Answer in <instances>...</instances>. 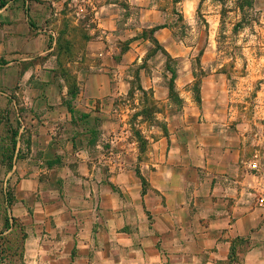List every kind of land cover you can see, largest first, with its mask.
I'll use <instances>...</instances> for the list:
<instances>
[{
    "label": "crops",
    "instance_id": "1",
    "mask_svg": "<svg viewBox=\"0 0 264 264\" xmlns=\"http://www.w3.org/2000/svg\"><path fill=\"white\" fill-rule=\"evenodd\" d=\"M152 1L130 3L142 14L141 25L158 28L154 37L171 50L173 35ZM50 13L47 0H0V113L10 115L16 128L12 162L7 167L3 156L0 162V235L20 222L28 232L26 257L60 256L56 260L62 259V264H110L111 259L103 256L111 250L119 256L116 264H221L227 260L237 239L248 238L261 224L264 227V216L253 209L258 193L254 178L259 184L262 180L244 170L240 146L222 149L224 143L218 138L208 143L200 140L196 153H181L176 150L178 136L171 135L166 137L171 150L164 158L166 163L181 158V164L174 161L178 167L163 162L146 174L139 168L132 171L135 184L129 174L130 184L121 185L123 178L118 177V186L111 177V166L105 170L110 174L105 181L70 177L94 173L95 168L83 162L94 154L90 145L100 146L90 117L77 121L85 126L80 134L69 130L75 121L65 103L68 86L63 77L55 76V33L45 27ZM98 27L107 38L90 43V55L99 65H92L90 73L77 71V81L83 85L74 99L77 103L72 104L74 115L77 110L89 115L108 96L114 100L130 93L129 86L114 84L120 81L119 68L141 62L147 53L136 37H131L133 41L124 50L121 43L111 46L108 36L117 29L113 17L102 16ZM149 89L155 98L165 90ZM78 143L81 148L76 154L81 163L76 169L63 168L62 159ZM24 158L32 164L23 167ZM61 173L70 176L55 180L59 187H54L52 176ZM144 177L149 187L143 186ZM116 197L124 206L111 204ZM127 206L150 215V224L126 216L123 209ZM258 206L263 207L264 201ZM214 248L218 251L209 252ZM258 253L253 250L243 255V264L260 262L255 259Z\"/></svg>",
    "mask_w": 264,
    "mask_h": 264
},
{
    "label": "rangeland",
    "instance_id": "2",
    "mask_svg": "<svg viewBox=\"0 0 264 264\" xmlns=\"http://www.w3.org/2000/svg\"><path fill=\"white\" fill-rule=\"evenodd\" d=\"M47 1L51 13L45 27L55 33L54 54L59 55L56 77L66 76L68 80L78 76L80 69L90 73L92 65H99L100 61L91 57L89 47L99 37L106 41L107 36L98 29L102 16L115 20L117 29L108 36L111 46L121 43L124 50L127 43L133 41L131 37H136L140 39L142 50L147 51L141 62L119 68L120 81L116 80L114 84L129 86L130 93L116 96L114 100L108 96L99 101L89 115L79 110L73 114L75 125L69 130L76 134L85 128L77 121L87 117L94 121L92 128L97 133L100 147L90 145L94 154L83 163L94 167L95 171L88 176L76 174L75 177L53 174L54 187H59L55 180H65L68 176L73 180H97L96 177L108 180L110 174L105 170L109 166L117 186L118 177L124 179L121 185L130 184L132 179L135 184L134 170L140 168L146 174L163 162L162 165L177 167L176 162H183L177 158L175 163H166L164 154L171 150L166 137L178 136L176 150L181 153H196L200 140L208 143L216 142L218 138L224 143L222 149L240 146L244 170L261 178L260 184L254 178L258 193L253 199V209H259L264 216V206H258L264 197V189H259L264 186V0H251L252 6L246 8L244 15L238 9V0H153L151 5L161 11L163 22L173 35L171 50L153 42L154 35L141 25L142 14L130 0ZM171 70H175L176 79L173 94H168ZM77 82L81 88L83 82ZM155 86L165 89L158 93V98L153 89H149ZM143 87L148 88L147 91L142 92ZM74 99L68 96L65 103L76 104L78 99ZM10 121V115L0 113V162L3 156L7 167L12 162V134L16 129ZM139 138L146 140L144 149L140 147ZM80 148L79 143L74 150L70 146L61 162L63 168H78L82 158L76 152ZM253 162L258 163L259 170L249 168ZM30 164L27 158L21 161L23 167ZM143 179L149 187L147 178ZM131 198V194H127V199ZM117 199L111 204L124 206ZM123 212L138 221L151 222L150 215L141 208L135 210L127 206ZM27 237V228L20 222L7 234L0 235V264H34L32 260H37L38 264H62V259L56 260L60 256L54 255L42 254L43 259L39 260V256L29 260L25 252ZM253 250L259 251L255 259L260 262L256 264H264L262 224L248 238L237 239L228 259L221 264H243V255ZM210 251H218V248ZM103 257L110 258V264L119 260L117 252L112 250Z\"/></svg>",
    "mask_w": 264,
    "mask_h": 264
},
{
    "label": "trees",
    "instance_id": "3",
    "mask_svg": "<svg viewBox=\"0 0 264 264\" xmlns=\"http://www.w3.org/2000/svg\"><path fill=\"white\" fill-rule=\"evenodd\" d=\"M238 2V9L240 10V12L244 15L245 13H246V8H248V7H250V6H252V2H251V0H238L237 1ZM5 5V3L4 2H2V4H1V6H4ZM241 23H242V21H241ZM158 28H154V29H152L151 30V32H152V34L154 35V32L157 30ZM153 42L155 43V44H157L158 46H160V44H159V42L157 41V39L156 38H154L153 39ZM58 56V58H59V55H57ZM171 74H172V77H171V79H170V82H171V85H169V89H170V94H173V90H174V81H175V79H176V72H175V70H171ZM64 77V76H63ZM66 77V76H65ZM64 77V79H65V81H66V84H67V86H68V90H69V96H71L72 97V99H74L75 97H76V95H77V91H78V86H77V78L76 77H73V78H69L68 80H67V77L65 78ZM68 81H71V82H69V84H68ZM66 104H67V106H68V109H69V111L71 112V114L73 113L74 114V109H73V106H72V103H69V102H66ZM139 142H140V147H141V149H144V146L146 145V140H141L140 138H139ZM13 145L15 146V143L13 142ZM144 151V150H143ZM142 182H143V186H145V188L147 187L146 185H145V182H144V179H142Z\"/></svg>",
    "mask_w": 264,
    "mask_h": 264
},
{
    "label": "built area",
    "instance_id": "4",
    "mask_svg": "<svg viewBox=\"0 0 264 264\" xmlns=\"http://www.w3.org/2000/svg\"><path fill=\"white\" fill-rule=\"evenodd\" d=\"M249 168H250L252 171H257V170H259L258 163H256V162L250 163ZM261 201L263 202L264 199H261Z\"/></svg>",
    "mask_w": 264,
    "mask_h": 264
}]
</instances>
